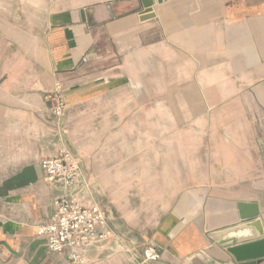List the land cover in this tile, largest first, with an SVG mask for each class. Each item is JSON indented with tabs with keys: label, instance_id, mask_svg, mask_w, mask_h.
I'll return each mask as SVG.
<instances>
[{
	"label": "crops",
	"instance_id": "crops-1",
	"mask_svg": "<svg viewBox=\"0 0 264 264\" xmlns=\"http://www.w3.org/2000/svg\"><path fill=\"white\" fill-rule=\"evenodd\" d=\"M144 10L0 0V264H72L37 228L62 193L40 162L62 148L81 158L83 202L101 204L129 243L158 247L154 264H242L212 234L264 231V0ZM56 82L66 134L44 99Z\"/></svg>",
	"mask_w": 264,
	"mask_h": 264
},
{
	"label": "built area",
	"instance_id": "built-area-1",
	"mask_svg": "<svg viewBox=\"0 0 264 264\" xmlns=\"http://www.w3.org/2000/svg\"><path fill=\"white\" fill-rule=\"evenodd\" d=\"M44 99L50 106L58 132L66 134L67 103L62 85L56 82L44 94ZM40 166L47 182L62 190L53 200L55 212L50 221L37 227L47 238L50 251L63 255L72 264H91L115 254L126 256L133 264H154L161 259L158 247L144 245L140 248L115 231L101 204L83 202L80 195L91 194L92 189L78 155L62 148L57 156L42 158Z\"/></svg>",
	"mask_w": 264,
	"mask_h": 264
},
{
	"label": "water",
	"instance_id": "water-1",
	"mask_svg": "<svg viewBox=\"0 0 264 264\" xmlns=\"http://www.w3.org/2000/svg\"><path fill=\"white\" fill-rule=\"evenodd\" d=\"M145 10L143 11L142 19L149 18L152 13L154 0H142ZM246 217V216H245ZM256 218V216H253ZM253 225H262L259 218L254 219ZM249 223H242L238 227H232L225 231H217L212 234L211 238L218 242L222 247L235 257V259L242 264H254L264 258V231L261 229L258 236L251 239L237 240V232L246 227H250ZM262 228V227H261Z\"/></svg>",
	"mask_w": 264,
	"mask_h": 264
},
{
	"label": "rangeland",
	"instance_id": "rangeland-1",
	"mask_svg": "<svg viewBox=\"0 0 264 264\" xmlns=\"http://www.w3.org/2000/svg\"><path fill=\"white\" fill-rule=\"evenodd\" d=\"M126 257V256H125Z\"/></svg>",
	"mask_w": 264,
	"mask_h": 264
}]
</instances>
